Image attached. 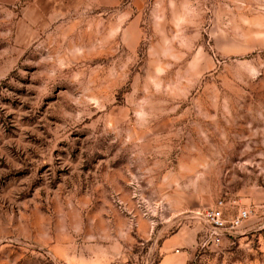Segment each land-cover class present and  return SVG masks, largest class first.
Returning <instances> with one entry per match:
<instances>
[{
	"label": "rangeland",
	"instance_id": "obj_1",
	"mask_svg": "<svg viewBox=\"0 0 264 264\" xmlns=\"http://www.w3.org/2000/svg\"><path fill=\"white\" fill-rule=\"evenodd\" d=\"M0 264H264V0H0Z\"/></svg>",
	"mask_w": 264,
	"mask_h": 264
},
{
	"label": "built area",
	"instance_id": "obj_2",
	"mask_svg": "<svg viewBox=\"0 0 264 264\" xmlns=\"http://www.w3.org/2000/svg\"><path fill=\"white\" fill-rule=\"evenodd\" d=\"M226 204L220 201L215 208L207 209L199 214L201 221L205 224L207 231L202 248L219 246L227 237L230 230L240 228L251 216L250 210H238L237 214L229 219Z\"/></svg>",
	"mask_w": 264,
	"mask_h": 264
}]
</instances>
